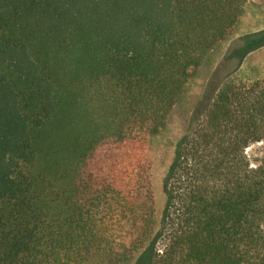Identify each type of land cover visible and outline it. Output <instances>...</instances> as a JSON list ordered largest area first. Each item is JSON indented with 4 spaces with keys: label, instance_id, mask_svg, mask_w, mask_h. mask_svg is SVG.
<instances>
[{
    "label": "trees",
    "instance_id": "trees-1",
    "mask_svg": "<svg viewBox=\"0 0 264 264\" xmlns=\"http://www.w3.org/2000/svg\"><path fill=\"white\" fill-rule=\"evenodd\" d=\"M246 1L0 0V264H264V78L209 81L161 215L150 147Z\"/></svg>",
    "mask_w": 264,
    "mask_h": 264
},
{
    "label": "rangeland",
    "instance_id": "rangeland-1",
    "mask_svg": "<svg viewBox=\"0 0 264 264\" xmlns=\"http://www.w3.org/2000/svg\"><path fill=\"white\" fill-rule=\"evenodd\" d=\"M244 51L247 53L241 58ZM213 78L217 79L220 88L264 78V0L246 1L242 15L227 39L209 53L202 65L192 73L168 117L166 127L150 142L158 215L162 214L166 205L164 177L172 163L176 145L205 87ZM246 152L253 165L264 161V141L250 146ZM125 221L118 218L116 225L121 227ZM126 229L127 226L124 229L116 228L115 239L124 240ZM150 255L151 250L146 247L127 264H146Z\"/></svg>",
    "mask_w": 264,
    "mask_h": 264
}]
</instances>
